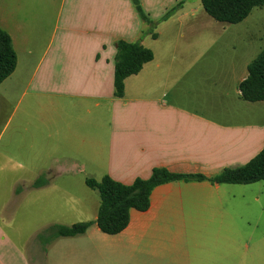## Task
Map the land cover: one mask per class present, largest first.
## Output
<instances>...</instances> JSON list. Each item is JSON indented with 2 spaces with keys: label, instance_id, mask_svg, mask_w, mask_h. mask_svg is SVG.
I'll use <instances>...</instances> for the list:
<instances>
[{
  "label": "crops",
  "instance_id": "obj_1",
  "mask_svg": "<svg viewBox=\"0 0 264 264\" xmlns=\"http://www.w3.org/2000/svg\"><path fill=\"white\" fill-rule=\"evenodd\" d=\"M183 1L154 39L132 0H0V28L18 57L0 85V180L12 185L0 208V264H264V235L241 230L264 220L263 182L158 186L150 208L132 210L114 236L94 224L44 247L41 232L20 244V231L9 230L34 218L49 227L96 221L100 199L88 178L132 185L155 168L210 178L264 149V102L239 91L255 59L249 47H234L231 63L212 75L215 47H173L184 20L207 22L201 1L140 3L159 21ZM140 40L154 60L116 98V45ZM63 178L69 187L54 182ZM38 179L47 183L36 188ZM255 191L254 202H241Z\"/></svg>",
  "mask_w": 264,
  "mask_h": 264
},
{
  "label": "trees",
  "instance_id": "obj_2",
  "mask_svg": "<svg viewBox=\"0 0 264 264\" xmlns=\"http://www.w3.org/2000/svg\"><path fill=\"white\" fill-rule=\"evenodd\" d=\"M205 12L215 21L225 24H240L245 21L255 8H263L264 0H200ZM140 18L148 26L145 35L158 37V26L174 16L183 6L184 1L170 10L162 19L154 21L145 13L140 0H132ZM115 97L124 98L125 81L138 75L144 66L154 60V53L145 47L141 40L130 43L119 41L116 45ZM18 57L12 39L0 28V85L16 70ZM244 101L264 102V49L249 64L248 77L239 85ZM213 184L251 185L264 182V149L244 166L226 168L214 177L201 174H181L165 168H155L149 179H137L132 185H124L109 176L102 180L88 178L86 185L99 193L100 207L96 221L80 222L72 226L57 225L38 234L37 241L44 247L61 238H73L84 235L96 224L107 235H118L130 223L132 210L140 212L150 208V196L153 190L172 182H202ZM45 179H38L34 187L46 184Z\"/></svg>",
  "mask_w": 264,
  "mask_h": 264
},
{
  "label": "rangeland",
  "instance_id": "obj_3",
  "mask_svg": "<svg viewBox=\"0 0 264 264\" xmlns=\"http://www.w3.org/2000/svg\"><path fill=\"white\" fill-rule=\"evenodd\" d=\"M203 15L206 18L207 22H204L200 17L193 21H191L190 19H186L184 20L183 24L176 27V41L173 47H215L208 53V59L211 61L212 66V75L223 68H227V66L231 63V59L235 55L234 47H249V58H256L264 49V7L255 8L245 21L236 25L223 24L213 20L207 14ZM192 26H194V28L196 29L195 31H191L193 30ZM5 115L3 116L4 124L6 122ZM2 149V146H0V152L2 151ZM31 174H33V171H31ZM30 180V182H33L34 179ZM54 182L60 188L69 187L70 184L69 179L66 178ZM261 185L264 186V182ZM11 188V181L0 180V208L8 205L11 202L8 193ZM257 194V191H255L254 193H250L247 195V199L241 202L248 203L249 205L250 203L254 202L253 198ZM32 195L33 192H31V194H29L28 196L30 197ZM95 195L97 200H99V193L95 192ZM244 214L246 215L247 213L244 212ZM50 224V221H46L45 223L41 222V224H39L34 218L32 219V222L26 223L24 227H22V224H18L16 222V225L18 227L13 224V226L9 228V230L11 231L12 229H14L15 232L17 230L20 231V234L16 233L15 238L18 240V242H20V244H23L22 240L24 237L28 235L33 236L37 232L42 233L49 227ZM19 228L21 229L19 230ZM241 230L243 232H248L249 235L255 234L257 235V237L258 235L262 236L264 235V220L258 224V227H256L254 223L252 225L243 224L241 226ZM22 232H24L25 234H22ZM31 248L26 247V250L32 257V260H35ZM111 264L120 263L116 260H112Z\"/></svg>",
  "mask_w": 264,
  "mask_h": 264
}]
</instances>
